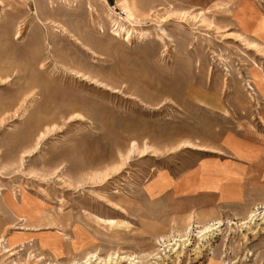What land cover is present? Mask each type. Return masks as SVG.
I'll return each instance as SVG.
<instances>
[{"label": "rangeland", "instance_id": "1", "mask_svg": "<svg viewBox=\"0 0 264 264\" xmlns=\"http://www.w3.org/2000/svg\"><path fill=\"white\" fill-rule=\"evenodd\" d=\"M2 71L0 264H264V0H0Z\"/></svg>", "mask_w": 264, "mask_h": 264}, {"label": "bare ground", "instance_id": "2", "mask_svg": "<svg viewBox=\"0 0 264 264\" xmlns=\"http://www.w3.org/2000/svg\"><path fill=\"white\" fill-rule=\"evenodd\" d=\"M69 3V2H68ZM17 28V27H16ZM22 28V27H21ZM62 28H63V32L64 33H68L69 34V36L71 37H75L74 39L75 40H77V43H80V41H79V39L76 37V36H74V34H72L70 31H68V29L67 28H65L64 26H62ZM62 32V31H61ZM63 33V34H64ZM16 35H17V37L16 38H19V37H21V29L20 28H18L17 30H16ZM248 44H250V45H254V46H259L258 44H256V43H254V42H248ZM85 46V45H84ZM30 62L32 63V64H34V63H37V61H35V60H30ZM32 72V71H31ZM2 73H3V71L2 72H0V74H1V76H2ZM5 78H8V76H6ZM35 78V77H34ZM33 80V79H32ZM34 82V81H33ZM30 83V82H29ZM35 83H36V81H35ZM33 84V83H32ZM37 84V83H36ZM34 85V84H33ZM27 90V89H26ZM27 95V94H26ZM25 95V96H26ZM23 96V95H22ZM42 134V133H41ZM44 134V133H43ZM42 136V135H41ZM40 136V137H41ZM41 138H43V137H41ZM39 140V139H38ZM36 146H38V144L36 145ZM31 147H34V145H32ZM31 147H28V148H30V149H25V152L26 153H28V152H31L32 151V149H31ZM34 149V148H33ZM35 150H36V148H35ZM33 153V152H32ZM107 175V174H106ZM257 216V215H256ZM253 217V216H252ZM253 219V218H252ZM252 219H250L251 221H253ZM264 219V217L262 218V220ZM204 230V234L202 235L203 236V239L204 238H207L208 236H209V232L211 231V229H210V227H206L205 229H203ZM185 244V243H184ZM174 246V245H173ZM172 246V247H173ZM171 247V248H172ZM175 247V246H174ZM174 250V249H173ZM175 250H177V249H175ZM174 250V251H175ZM171 251H172V249H171ZM89 257V258H88ZM87 257V259L84 261V262H78V261H76V262H74L73 264H110V263H112L113 261H114V259H119L120 257L119 256H115V255H110L109 256V258L107 259H103V258H101V257H99V256H97L96 254H92L91 256H88ZM122 259H123V257H122ZM129 262H130V264H138V261H136V258H130L129 259ZM113 264V263H112Z\"/></svg>", "mask_w": 264, "mask_h": 264}, {"label": "built area", "instance_id": "3", "mask_svg": "<svg viewBox=\"0 0 264 264\" xmlns=\"http://www.w3.org/2000/svg\"><path fill=\"white\" fill-rule=\"evenodd\" d=\"M52 1H54V2H64V1H67V0H52Z\"/></svg>", "mask_w": 264, "mask_h": 264}]
</instances>
